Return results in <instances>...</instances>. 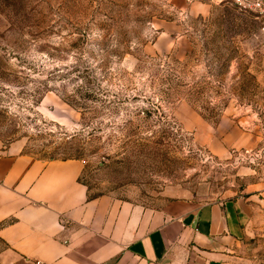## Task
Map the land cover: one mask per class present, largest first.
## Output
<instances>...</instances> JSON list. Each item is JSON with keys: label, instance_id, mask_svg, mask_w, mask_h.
Masks as SVG:
<instances>
[{"label": "rangeland", "instance_id": "obj_1", "mask_svg": "<svg viewBox=\"0 0 264 264\" xmlns=\"http://www.w3.org/2000/svg\"><path fill=\"white\" fill-rule=\"evenodd\" d=\"M263 42L233 0H0V139L82 160L92 197L236 195L264 171Z\"/></svg>", "mask_w": 264, "mask_h": 264}, {"label": "crops", "instance_id": "obj_2", "mask_svg": "<svg viewBox=\"0 0 264 264\" xmlns=\"http://www.w3.org/2000/svg\"><path fill=\"white\" fill-rule=\"evenodd\" d=\"M23 148L22 140L0 139L7 264H244L238 250L264 244V171L236 195H170L159 209H145L90 196L82 160L46 161Z\"/></svg>", "mask_w": 264, "mask_h": 264}, {"label": "built area", "instance_id": "obj_3", "mask_svg": "<svg viewBox=\"0 0 264 264\" xmlns=\"http://www.w3.org/2000/svg\"><path fill=\"white\" fill-rule=\"evenodd\" d=\"M233 2L245 10L256 12L264 10V0H233ZM261 50L264 54V42L262 43Z\"/></svg>", "mask_w": 264, "mask_h": 264}]
</instances>
